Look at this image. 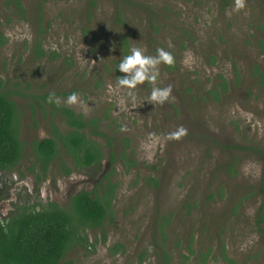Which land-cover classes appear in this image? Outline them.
<instances>
[{"label": "rangeland", "instance_id": "obj_1", "mask_svg": "<svg viewBox=\"0 0 264 264\" xmlns=\"http://www.w3.org/2000/svg\"><path fill=\"white\" fill-rule=\"evenodd\" d=\"M129 1L0 0V90L17 106L23 143L19 163L0 171V218L23 205L66 207L80 191L101 195L106 175L108 218L84 230L87 242L67 254L73 264H162L163 252L171 264H264V85L252 75L254 66L264 74V0L239 10L235 0ZM123 38L126 53L173 54L174 66L159 65L157 85H171L163 104L146 101L147 82L134 101L117 88ZM221 79L227 91L216 100L208 92ZM68 91L84 104H65ZM49 93L100 120L107 138L86 130L100 163L74 166L58 144L42 174L32 142L49 137L51 123L68 130Z\"/></svg>", "mask_w": 264, "mask_h": 264}, {"label": "trees", "instance_id": "obj_2", "mask_svg": "<svg viewBox=\"0 0 264 264\" xmlns=\"http://www.w3.org/2000/svg\"><path fill=\"white\" fill-rule=\"evenodd\" d=\"M15 6H20V0H11ZM123 4H132L129 0H115ZM120 6L117 5L116 7ZM117 22L123 23L122 11L118 8ZM3 43V40L0 42ZM127 49V40L123 38ZM123 53V54H124ZM43 51L37 53L36 58L43 56ZM252 75L260 85H264V74L254 66ZM1 88V86H0ZM227 91V83L221 79L213 91L208 92L216 100ZM72 91L60 93L67 96ZM55 112L62 117L68 130L62 132L51 123L50 136L31 144L32 156L38 168L45 173L48 165L56 158L58 144L65 148L74 166L90 167L100 163L102 154L99 143L87 137L89 129L91 136L107 138L100 130V120L85 119L80 113L64 107L54 105ZM17 106L8 98L7 91L0 90V171L17 165L22 156L23 143L19 140L17 124ZM110 146V142H108ZM226 147V146H225ZM109 166L116 162L113 150H109ZM122 159V158H121ZM122 163L126 169L134 167L135 162ZM63 166V164L61 163ZM106 180L101 195L80 191L72 195L66 207L56 203H49L45 207L23 205L18 206L11 215L0 218V264H73L66 259L67 254L76 246L87 242L82 233L87 228H97L108 218L110 194L114 185L103 175L99 183ZM211 198V196H209ZM262 214L257 223H262ZM163 235V231L159 230ZM85 241V243H84ZM201 262H206L207 253L202 254ZM162 264H171L169 256L162 253ZM142 257L139 258V263ZM246 264V263H245Z\"/></svg>", "mask_w": 264, "mask_h": 264}, {"label": "clouds", "instance_id": "obj_3", "mask_svg": "<svg viewBox=\"0 0 264 264\" xmlns=\"http://www.w3.org/2000/svg\"><path fill=\"white\" fill-rule=\"evenodd\" d=\"M244 7V0H235V7L233 10H239ZM189 58L191 54H188ZM174 66L175 58L173 54L164 47H157L155 54H147L143 46L132 45L129 47L127 53L120 55L119 61L114 65L115 71H119L123 75H117L116 85L118 89L125 91V96L134 101V90L139 85H151L147 100L151 104H163L170 98L171 85L160 87L157 85L159 76V65ZM46 102L56 105L60 104V97L54 93H49ZM64 103L67 105L81 104L84 102L80 100L79 94L72 91L64 98ZM120 104L124 103V98L120 99ZM182 126L177 130L169 133L172 138H178L184 132Z\"/></svg>", "mask_w": 264, "mask_h": 264}]
</instances>
